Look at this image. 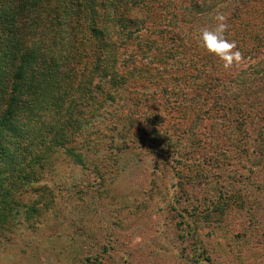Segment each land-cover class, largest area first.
<instances>
[{"label": "rangeland", "instance_id": "rangeland-1", "mask_svg": "<svg viewBox=\"0 0 264 264\" xmlns=\"http://www.w3.org/2000/svg\"><path fill=\"white\" fill-rule=\"evenodd\" d=\"M151 4L150 21L190 37L226 24L239 59L225 68L205 51L223 84L212 80L209 93L189 41L159 37L136 54L131 94L109 108L99 151L85 164L59 151L44 195L21 190V212L0 232V264H264V0ZM153 109L158 124L146 120Z\"/></svg>", "mask_w": 264, "mask_h": 264}, {"label": "trees", "instance_id": "trees-1", "mask_svg": "<svg viewBox=\"0 0 264 264\" xmlns=\"http://www.w3.org/2000/svg\"><path fill=\"white\" fill-rule=\"evenodd\" d=\"M152 2L157 0H0L3 235L21 212L23 188L44 195L55 153L85 164L89 150L99 151L101 127L107 115L114 116L109 108L118 100L127 102L126 90L131 94L127 84L135 55L152 51L159 37L185 48L189 41L198 50L191 70L203 73L199 78L209 93L212 80L223 86L220 78L208 74L213 65L203 55L207 50L200 45L199 31L190 37L185 26L150 21ZM148 31L157 35L146 41ZM132 45L137 51L129 52ZM155 110L146 120L158 124L162 119ZM110 122L117 124L113 118ZM49 201H42L46 209L51 208ZM39 211V204L30 205L25 214Z\"/></svg>", "mask_w": 264, "mask_h": 264}, {"label": "clouds", "instance_id": "clouds-1", "mask_svg": "<svg viewBox=\"0 0 264 264\" xmlns=\"http://www.w3.org/2000/svg\"><path fill=\"white\" fill-rule=\"evenodd\" d=\"M218 20H223V17H218ZM227 25L218 23L215 27H205L199 30L200 45L209 53H212L221 61L225 68L230 67L234 61L239 59V54L233 52L234 43L227 40L224 32Z\"/></svg>", "mask_w": 264, "mask_h": 264}]
</instances>
